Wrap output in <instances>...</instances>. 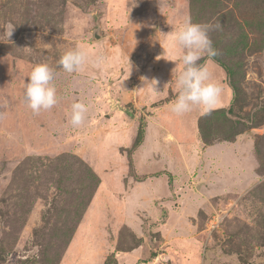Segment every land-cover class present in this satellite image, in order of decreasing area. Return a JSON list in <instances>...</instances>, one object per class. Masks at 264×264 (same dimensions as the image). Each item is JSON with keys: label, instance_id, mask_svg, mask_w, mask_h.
<instances>
[{"label": "rangeland", "instance_id": "obj_1", "mask_svg": "<svg viewBox=\"0 0 264 264\" xmlns=\"http://www.w3.org/2000/svg\"><path fill=\"white\" fill-rule=\"evenodd\" d=\"M186 19L221 25L208 115L171 108ZM76 47L103 63L65 72ZM41 62L59 102L35 114ZM0 264H264V0H0Z\"/></svg>", "mask_w": 264, "mask_h": 264}, {"label": "clouds", "instance_id": "obj_2", "mask_svg": "<svg viewBox=\"0 0 264 264\" xmlns=\"http://www.w3.org/2000/svg\"><path fill=\"white\" fill-rule=\"evenodd\" d=\"M219 23L215 25L194 23L186 19L183 25L174 30L170 39L177 51V59L182 62L183 68L177 74L176 85L178 94L171 108L177 115L190 112L198 107L202 115L210 114L219 103L222 88L215 82L207 66L200 61L205 57H216L218 49L213 46L209 35L211 31L220 30ZM14 25L7 26V36L10 37ZM103 56L94 54L84 47H76L65 51L58 63L67 73L81 71L84 66L91 63L99 67L103 63ZM175 63L176 60H171ZM132 72V64L128 69V76ZM28 78L23 85V100L26 106L35 114L49 111L55 107L59 100L57 89L53 84L55 71L48 63L41 62L33 65L25 76ZM143 85L149 84L153 91H159L156 78L151 80L143 77ZM25 80V79H24ZM89 107L83 101H76L71 105L70 123L72 126H80L84 123Z\"/></svg>", "mask_w": 264, "mask_h": 264}, {"label": "trees", "instance_id": "obj_3", "mask_svg": "<svg viewBox=\"0 0 264 264\" xmlns=\"http://www.w3.org/2000/svg\"><path fill=\"white\" fill-rule=\"evenodd\" d=\"M212 59H215L216 60L217 58L216 57H213ZM238 124H240L239 121L234 122L233 125H232V129H236V127H237ZM143 133H144V127H143L142 124H140L139 129H138V132H137L136 144H139L141 142L142 137H143ZM238 133H240V131L239 130H235L232 136H235ZM204 139H205V141H209L205 136H204Z\"/></svg>", "mask_w": 264, "mask_h": 264}]
</instances>
